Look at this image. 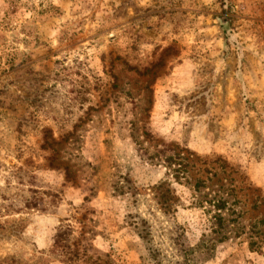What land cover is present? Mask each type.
I'll list each match as a JSON object with an SVG mask.
<instances>
[{
	"label": "rangeland",
	"instance_id": "374dc122",
	"mask_svg": "<svg viewBox=\"0 0 264 264\" xmlns=\"http://www.w3.org/2000/svg\"><path fill=\"white\" fill-rule=\"evenodd\" d=\"M0 264H264V0H0Z\"/></svg>",
	"mask_w": 264,
	"mask_h": 264
},
{
	"label": "trees",
	"instance_id": "16d2710c",
	"mask_svg": "<svg viewBox=\"0 0 264 264\" xmlns=\"http://www.w3.org/2000/svg\"><path fill=\"white\" fill-rule=\"evenodd\" d=\"M250 245H251V243H250Z\"/></svg>",
	"mask_w": 264,
	"mask_h": 264
}]
</instances>
